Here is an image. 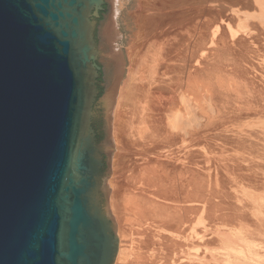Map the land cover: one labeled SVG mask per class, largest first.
Wrapping results in <instances>:
<instances>
[{
    "label": "water",
    "instance_id": "95a60500",
    "mask_svg": "<svg viewBox=\"0 0 264 264\" xmlns=\"http://www.w3.org/2000/svg\"><path fill=\"white\" fill-rule=\"evenodd\" d=\"M108 1L0 0V264L115 263Z\"/></svg>",
    "mask_w": 264,
    "mask_h": 264
},
{
    "label": "bare ground",
    "instance_id": "6f19581e",
    "mask_svg": "<svg viewBox=\"0 0 264 264\" xmlns=\"http://www.w3.org/2000/svg\"><path fill=\"white\" fill-rule=\"evenodd\" d=\"M173 1L153 0L146 5L151 8V15L142 16L139 19L138 29L129 43L127 55L121 44L123 35L120 34L118 24L123 0H112L113 10L107 22V56L114 65L116 82L107 98L103 100L104 108L109 111V108L116 103L113 115L115 120L119 121L132 106L142 104L147 94L148 97H151L152 95L158 96L157 93H165L166 89L170 92L168 98L170 100L166 107L168 112L166 110V113L164 111L162 114H166L163 116L164 118L168 116L166 117L167 122L165 121L167 126L165 132L161 130L164 132L163 134L159 133L164 137H159L157 134H155L156 137L154 136L163 138L160 143L165 141L164 149H167L155 152V172L142 177L138 183L139 186H137L139 193L134 194L132 190V194L129 189L124 201V216L128 227L122 235L132 237L138 233L142 234L144 239L142 238L143 240L140 242L143 243V247L138 244L140 246L138 251L134 245L122 242L117 264H264V207L258 205L264 201V193L259 195L255 199L256 201H253L255 205L252 204L256 206L254 210H257L255 211L258 212V217H254L257 216L255 211L254 215L250 212L251 210L249 211L255 219L248 215V210H245L244 206H248L247 204L239 206L233 200L236 196L233 192L234 189L238 196L241 185H246L252 190L264 188V142H259V144L249 142L247 137L246 139L244 136L242 137L243 130L238 133L239 135L236 134V139L234 138L236 143L231 141V144H236V146L232 145V148L237 149L239 159L236 160L233 157L235 160L232 162L233 158L229 157L231 160L224 162L228 163L226 166L223 164L224 169H230L229 172L224 171L227 177L221 173L219 166L209 163L213 157L210 159L207 157H211V154L208 152L202 155L196 154L200 148V139L205 140L204 136L206 135L209 139L213 138L210 135L214 136L216 131L213 134L209 131L213 132V123L216 124L217 121L211 120L210 117L207 119L208 116L204 118L207 121L201 120L206 115H201V117L200 114H198L199 116L194 114L192 117L194 119H191L190 123L191 126L192 122L193 125H197L196 128H193L196 133V136H194L195 133L193 136L197 138L195 139L191 134L188 137L191 140H187L188 129L192 128H188L189 119L185 118L188 116L184 110H187L188 107H192L191 109L194 111L203 110V102L204 104L205 101L210 104L214 103L215 90L207 89V87L204 89L205 86L202 85L199 78L193 79L198 73H187V71L185 73L186 64L180 65L174 61L177 60L176 58H178L177 61H188L187 55H185L186 51H183L184 42H182L183 31L186 28L182 27V24L188 12L177 13L172 10L169 12L167 5L170 6ZM198 1L193 0L196 4ZM213 15H210V18L215 20ZM258 30V34L249 36L251 42L255 44H259L260 37L264 36V31H261L260 28ZM245 40L242 37L236 43L242 45ZM258 48L257 51L262 50L260 44ZM169 73H178L177 79L169 78L170 81L165 79ZM205 75L202 77L204 78ZM241 77H243V73ZM245 81L248 83L247 80ZM241 83L243 84V82ZM246 83L245 85H247ZM191 116L189 115V117ZM160 120L162 119L160 118ZM192 120L195 121V124ZM203 120L204 122L200 124V121ZM163 122H161L162 126ZM222 127L227 129V126ZM248 127L245 128L247 131L251 129ZM160 129L158 128L156 132H159ZM222 130L218 129L219 135ZM219 137L221 138V136ZM219 137L216 139L220 141ZM192 138L194 139L192 140ZM207 138L206 140H209ZM214 138L213 141H217ZM223 138L224 136L221 138L222 142ZM257 138L259 141L258 136ZM157 142L159 141L157 140ZM229 142L227 141V144ZM220 155L223 156V154ZM229 163L231 164L229 165ZM254 164L260 165L259 171L252 170ZM232 188H234L233 191H231Z\"/></svg>",
    "mask_w": 264,
    "mask_h": 264
},
{
    "label": "rangeland",
    "instance_id": "374dc122",
    "mask_svg": "<svg viewBox=\"0 0 264 264\" xmlns=\"http://www.w3.org/2000/svg\"><path fill=\"white\" fill-rule=\"evenodd\" d=\"M151 1L153 2V0H123V3L121 4V9L118 17V24H119L120 34L123 35L121 44L123 45L122 47L126 55H127V49L129 43H131L133 35L135 34V32H137L138 23L140 21L139 19L142 16L151 15L152 12L151 8L146 6L149 3H151ZM165 1H170V0H165ZM167 7L169 8V12L171 10L172 12H177V13H181L183 11L188 12L187 16L185 17V20L181 19L183 20L182 27H186L184 28L183 31L182 42H184L183 51H186L185 55H187L188 61L186 62L177 61L178 58H176L177 60L174 61L180 65L186 64L187 69L185 68V73L186 71L187 73H198V75H195L196 77H194L193 79L199 78L202 81V82L200 81L202 85L205 86L204 89H206L207 87V89L215 90L214 92L216 98L214 103L210 104V102L205 101L204 104L203 102V106H204V107L202 106L203 110L194 111L193 109H191L192 107H188L187 110L189 112L187 110H184V113L186 112L185 114H187L188 116L185 118L189 119L188 128H192V129L187 128L190 134V135L187 134L186 136L187 140H191V138L189 139L188 137H190L191 134L193 136V133H195V130L193 128L197 127V125L196 126L193 125V122H192V126L190 123V120L194 119L192 118L194 114L197 115L200 114V116L206 115L203 116L201 120L208 116L207 119L210 117L211 120L217 121L216 124L213 123L214 126V129H212L213 132L209 131L212 134L214 133V131L218 133V129L219 131L222 130L223 128L222 126L224 127L227 126V129H225L226 127L223 128V130L220 132L221 133L220 135L219 133L217 134L216 132L213 134L214 136L210 135L213 138L215 137L214 139H216L219 136H221V138L224 136L223 142L219 137L222 143L218 139H216L217 141L215 140L213 141V138H210L211 139L210 140L209 138H207L208 136L206 135L204 136V138L206 137L209 140H206V138L205 140L200 139L202 140V141L199 140L200 148L196 147L198 148L196 153L198 155L206 154L207 152L208 154H211L210 155L211 157L207 155L208 156L207 158L209 159L213 157L212 158L213 160L210 159L209 163L219 166L221 173L224 175L225 174L224 171L229 172L230 170L228 168L227 170L224 169V167L228 164L225 163L229 162V160H231L233 157H235L236 160L239 159L237 157L239 156L237 149L233 147L234 150H232L233 149L232 145L236 146V144L234 143L231 144L232 142H235L234 138L236 139L237 136L236 134L240 133V131L243 130L241 132L243 133L242 137L244 136V139H246L247 137V140L249 142H254V143L257 142L256 144H259V142L260 143L264 142V140H262L264 139L262 138L264 136H261L262 134L264 135V107H263L264 106V50H263L264 36H261L259 40V44L262 46L261 51H257V49H259L258 48L259 44L257 43L255 44L251 42V38L249 37L251 34H258L259 28L261 29V31H264V0H199L197 4L194 3L193 0H174L173 3H171L170 6L167 5ZM112 10H113L112 0H109L106 10L107 22L112 13ZM210 15H213L215 17L214 18L215 20H212L210 18ZM242 37L246 39L244 42L245 44L243 43L242 45H238L236 42L239 41V39ZM107 50H108L107 45H105V47L103 48L104 60L114 70V79L111 85L112 88L116 82L115 79L116 76H115L114 65L107 56ZM199 73H204V74H199ZM205 73L207 74L205 75ZM209 73H213V74L210 75ZM242 73H243V77H241ZM203 75H205L204 78L202 77ZM208 75L211 78H209ZM177 77H178V73H169L168 77H166L165 79H168L170 81L169 78H173V80H175L177 79ZM245 80H247L248 83H246ZM241 82H243L244 85ZM244 82L247 85H245ZM173 84L174 82L172 83V85ZM244 86L246 88H242ZM216 87L218 88L216 89ZM219 89L221 90L218 91ZM226 90L227 91L230 90V91L225 92ZM157 94L158 96L152 95L151 97L150 96L148 97L147 94L144 100L142 101V104H139L140 106L139 105L132 106V108L129 111L127 110V114H125L124 117L119 121H116L113 115V110L116 103H114V105L111 108H109L108 111V109H105L104 106L102 105L103 99H99L96 102L95 109L93 112V117L104 119L105 121L104 128L111 129L110 206H111L112 215L116 220L118 240H119V250L122 242L134 245V248L135 249L137 248L136 250L138 251L140 246L143 247V243L140 242L144 239V236L142 234L138 233L132 237H129L128 235L127 237L125 235L124 236L122 235L128 227L126 218L124 216V201L126 199V195L128 191L131 190V193L134 191V194L139 193L137 186H139L138 183L142 179V177L143 176L145 177L146 174H153L155 172V167H154L156 166L155 165L156 163L154 161L156 156L155 154L159 152V150L164 151L165 149H167V148L164 149V147H166V145L164 144L165 141L160 143V141L163 140L162 137H164V135H160L159 133L161 132V134H163L165 132V127L167 126L165 123L167 122L166 117L168 116H165L164 118L163 116L166 114L164 115L162 114L164 111H165L164 113H166V110L168 112V108L166 109V107L168 101L170 100L168 99L170 96V92L166 89L165 93L162 92ZM257 101H258V105L260 104L259 106L257 105ZM208 108L209 110H206ZM211 112L212 114H210ZM189 115L192 116L189 117ZM160 118L162 120H160ZM204 120L200 121V124L201 122L203 123ZM161 122H163L164 127L162 126ZM158 124L161 126L158 127L159 126ZM244 124L248 126L250 124V126L248 127ZM247 127L248 128L251 127V129L253 128L252 131L251 129L250 130L248 129L247 131L245 129ZM158 128L161 129L159 132H156L158 131ZM161 130H163L164 132ZM250 132L251 134L249 135ZM155 134L159 135V137L162 136L161 137L162 139H160L159 137L155 138L156 137ZM254 134L259 137V141L257 136L254 137L255 136ZM259 134H261L260 135L261 138ZM194 136H196V133L194 134ZM229 137H231V139L233 140L228 139ZM194 138L196 139L197 137ZM194 138H192V140ZM248 138H250L251 141ZM255 139H257V141H254ZM157 140L159 142H157ZM227 141L229 142L228 144ZM203 144L206 146V148ZM227 148H229L228 151ZM213 153H216L217 155L216 154L214 155ZM196 154L194 155L198 156ZM220 154H223V156ZM216 159L217 161L215 162ZM235 159L233 158L232 162ZM230 164L231 163H229V165ZM252 170L259 171L260 165L254 164ZM228 172H226L227 175ZM233 189L234 188H232L231 191H233ZM239 191L240 192H238L239 194L238 196L235 193V189L233 191L234 194L236 195L235 198H233L234 203L239 206H244L247 204L248 206H244V207H246L245 209L246 211L248 210L247 211L248 215L250 216L252 214L254 215V211L256 210V209L254 210V208L256 206H254L255 204L253 203V201H256L255 199L259 195L264 193V188L252 190L246 185H241ZM131 193L130 195L133 194ZM258 205L259 206L263 205L264 207V201L260 202V204ZM251 206L252 209H250ZM257 213L258 212H256L255 215H257ZM254 217L257 218L258 215ZM254 217L251 216V218L255 219ZM135 239H137V241H135ZM118 256H119V251L114 264H117Z\"/></svg>",
    "mask_w": 264,
    "mask_h": 264
},
{
    "label": "flooded vegetation",
    "instance_id": "af4514ba",
    "mask_svg": "<svg viewBox=\"0 0 264 264\" xmlns=\"http://www.w3.org/2000/svg\"><path fill=\"white\" fill-rule=\"evenodd\" d=\"M105 9H106V4H105ZM105 11V10H104ZM104 11H101V17H102V15H103V13H104ZM100 17V18H101ZM99 18V19H100ZM99 63V62H98ZM101 72H102V70L99 72V76H98V78H97V88H98V86H99V81H100V78H101ZM96 130V129H95Z\"/></svg>",
    "mask_w": 264,
    "mask_h": 264
}]
</instances>
